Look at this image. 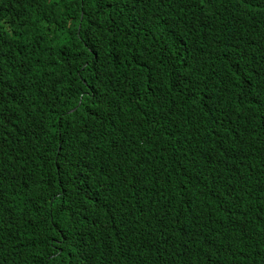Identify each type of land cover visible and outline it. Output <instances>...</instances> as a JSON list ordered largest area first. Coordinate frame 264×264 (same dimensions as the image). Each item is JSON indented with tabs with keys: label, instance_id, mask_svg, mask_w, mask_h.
<instances>
[{
	"label": "trees",
	"instance_id": "1",
	"mask_svg": "<svg viewBox=\"0 0 264 264\" xmlns=\"http://www.w3.org/2000/svg\"><path fill=\"white\" fill-rule=\"evenodd\" d=\"M0 264H264V0H0Z\"/></svg>",
	"mask_w": 264,
	"mask_h": 264
}]
</instances>
